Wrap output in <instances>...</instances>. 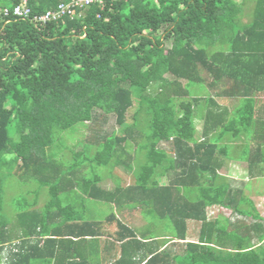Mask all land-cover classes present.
<instances>
[{
	"label": "trees",
	"instance_id": "trees-1",
	"mask_svg": "<svg viewBox=\"0 0 264 264\" xmlns=\"http://www.w3.org/2000/svg\"><path fill=\"white\" fill-rule=\"evenodd\" d=\"M21 1L0 0V264H264L261 217L217 173L230 151L219 140L248 120L222 123L217 98L248 102L264 86V0H105L46 23L3 15ZM60 1L27 5L38 14ZM86 123L91 139L50 151ZM94 166H122L131 182L103 187ZM15 175L31 187L10 207L12 229L4 183ZM87 200L112 212L89 219ZM213 206L253 224L210 219ZM135 210L147 227L119 217Z\"/></svg>",
	"mask_w": 264,
	"mask_h": 264
},
{
	"label": "crops",
	"instance_id": "crops-1",
	"mask_svg": "<svg viewBox=\"0 0 264 264\" xmlns=\"http://www.w3.org/2000/svg\"><path fill=\"white\" fill-rule=\"evenodd\" d=\"M258 69L261 74L258 77L260 79L258 85H261L264 84V64H262L261 67H257V70ZM223 101L227 102L224 103ZM217 103L221 109H227V114H224V118L221 119L224 124H227L229 117L233 115L236 119H238L240 115L241 117H248L247 121H235V125L231 123V126L232 128L234 127V129L224 132L222 139L219 140L220 146H229L230 151L229 157H221V167L218 168L217 173L226 178L232 190L243 189L244 194V190L249 191L251 196L246 195V199L249 200V205L256 209L261 217V219H259V223H262L264 222V216H261L260 212H264V210L260 211L257 208L259 205L254 199L260 198V195L264 194V184H255L254 188H252L250 183H256L260 182V180H264V86L259 89H251L248 102L241 103L240 99L236 97H221L217 98ZM200 113L204 117L206 113L205 106L200 107ZM203 117L200 116L195 119V126L199 132L202 130L204 125L205 119ZM221 127L222 125L214 128L213 131L218 134ZM243 150L246 151L245 155L243 154ZM258 188L263 190L259 191ZM244 205H246V201ZM260 205H262V203H260ZM211 211H213V213ZM209 212L211 215L210 219H226L222 216L223 214H226L227 216H230L231 214L232 221L236 220V218L243 219L239 214L232 213L231 209L221 206H213L212 208L209 207L208 215ZM125 215H127V213L122 212V216ZM122 216L120 215L121 219ZM245 219H250L252 222L254 221V218L251 216L244 218V220ZM252 222L249 225L253 224ZM262 226H264V224H262Z\"/></svg>",
	"mask_w": 264,
	"mask_h": 264
},
{
	"label": "rangeland",
	"instance_id": "rangeland-1",
	"mask_svg": "<svg viewBox=\"0 0 264 264\" xmlns=\"http://www.w3.org/2000/svg\"><path fill=\"white\" fill-rule=\"evenodd\" d=\"M255 3V0H246V6H253ZM246 21V20H243ZM221 102V100H220ZM224 103H226L227 101H223ZM108 123L105 125V127H110V123L109 121H107ZM112 123V121H111ZM116 129V126H114ZM92 126H90L88 123L86 124H82L79 127L76 128V130L72 133H67V135H65L63 138L64 140L62 141H55L54 144L51 146L52 148L50 149V151H56L58 152V149L62 148L63 146L67 145L69 147H74L75 149V145L77 143V141H79L80 139H91L92 137ZM142 138L138 137L136 138L137 141H140ZM130 145V150L133 151L136 149V142L131 141L129 143ZM82 145H78L77 149L81 150ZM70 158V154L68 152H66V159ZM140 160L142 162H144V158L143 155L141 154V156H139ZM135 163V161H134ZM109 170V167H103V166H94L92 168H90L87 172L88 175H90L93 172L99 173V174H104L105 179L101 182V185L103 187L106 188H111L114 185L113 180L115 178L120 180V183L122 186L126 185L127 183L131 182V174L127 173L124 168H122V166H117L116 168L112 169L110 172L111 174L107 175V172ZM18 166L16 165L14 168V173H18ZM104 172V173H103ZM32 185H34V182H31ZM255 184H264V180H260V182H251L250 185L252 186V188H254ZM29 184L25 183L24 181H20L17 176H12L9 179L6 180V182L4 183V205L6 206V210L9 213V216L11 218V223H10V227L12 229H14V219H13V212H11L10 207L12 206V203L14 201L15 198L19 197L20 195H25L24 193L29 189ZM31 187V186H30ZM42 191L39 194L38 197V201H37V207H40L43 205V203L47 200V194H46V188H41ZM259 191H262L263 189L258 188ZM245 191V195H250L248 190H244ZM264 195V194H263ZM260 195V198L254 199L255 202L259 205L257 206V208L262 211L264 210V196ZM31 196H28V199H30ZM260 203H262V205H260ZM112 207L111 205L108 204H101L96 202L95 200H87V213L86 216L89 219H101L104 218L107 214L112 212ZM115 212V210H113ZM127 213V215L122 216V220L127 222L129 225H133V226H139V227H143L144 225L146 226V221L143 218V216L141 215V213L139 212V210H135V211H125ZM261 216H264V212H260ZM222 216H224L225 218L229 219V221H231L232 223H236L237 221L242 223V224H247L249 225L252 221L250 219H238L236 218V220L232 221L231 219V214L228 217L226 214H223ZM120 217V215H119ZM262 222V221H261ZM262 224H264V222H262ZM153 226V225H152ZM150 227V230H155L154 227ZM200 224L197 221H192L189 220L187 222V238L188 239H192V240H196L197 239V234H198V229H199ZM147 227V226H146ZM144 227V228H146ZM153 228V229H152ZM161 227H158L156 230L160 229ZM232 228V227H231ZM230 228V229H231ZM144 230V229H143ZM176 245V244H175ZM174 245L173 247V251L175 253H182V248H183V244H177L176 246ZM260 247V243L257 244Z\"/></svg>",
	"mask_w": 264,
	"mask_h": 264
},
{
	"label": "built area",
	"instance_id": "built-area-1",
	"mask_svg": "<svg viewBox=\"0 0 264 264\" xmlns=\"http://www.w3.org/2000/svg\"><path fill=\"white\" fill-rule=\"evenodd\" d=\"M114 1V0H113ZM105 0H67L60 1L56 6L47 9L43 13L32 14L27 0H22L20 3L14 5L12 10L3 8V15H12L17 18H28L31 16L32 20L38 23H46L48 21H56L63 17L81 18L84 16L85 10L92 5H97L100 9L104 8ZM99 16V15H98Z\"/></svg>",
	"mask_w": 264,
	"mask_h": 264
}]
</instances>
